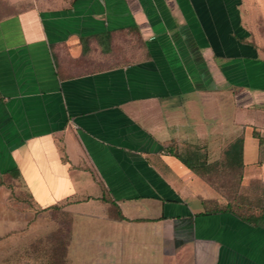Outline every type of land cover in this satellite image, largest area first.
Segmentation results:
<instances>
[{
    "label": "crops",
    "instance_id": "crops-1",
    "mask_svg": "<svg viewBox=\"0 0 264 264\" xmlns=\"http://www.w3.org/2000/svg\"><path fill=\"white\" fill-rule=\"evenodd\" d=\"M252 4L71 0L1 18L6 235L19 181L32 203L68 214L69 264H84L99 245L104 264H158L186 246L197 257L210 251L212 264H264V252L251 251L264 227L205 214L203 202L218 197L193 171L240 139L242 184H264V53L255 36L264 13ZM130 36L139 44L114 53L115 39Z\"/></svg>",
    "mask_w": 264,
    "mask_h": 264
},
{
    "label": "rangeland",
    "instance_id": "rangeland-1",
    "mask_svg": "<svg viewBox=\"0 0 264 264\" xmlns=\"http://www.w3.org/2000/svg\"><path fill=\"white\" fill-rule=\"evenodd\" d=\"M70 2L71 0H0V19L22 8L57 9L68 5ZM11 4H15V7H11ZM16 5L19 6L16 7ZM252 7L257 9L259 13H264V0H253ZM255 36L264 53L263 22H259L256 26ZM115 40L120 46L113 49L114 53L120 52L122 44L128 45L130 48L139 44L137 37L134 36L119 37ZM119 63L122 61L115 60V64ZM104 65H112V61L108 60L100 66ZM225 152L219 161L209 164L204 160L199 162L200 166L197 167L199 178L218 197L216 201H210L213 204H209L207 207L214 209L216 205L224 207L230 204L238 215L245 217L251 213L255 215L262 213L261 211L264 210V184L243 185L239 170L233 164L232 154ZM178 154L180 157L186 156ZM10 189L12 199L9 204L13 206L15 217L13 220H7L13 222L10 225L14 229H9L6 235V219L0 218V264H69L66 233L69 224L68 214L62 211L61 206L50 207V203L47 202L37 205L35 201L33 204L28 190L19 181L13 182ZM188 200L190 202L191 199L188 198ZM45 206L47 208L43 209ZM55 225L59 228L51 229ZM11 226L9 227L12 228ZM262 230L255 232V244L254 248L251 249L254 256L258 258H261L264 252V232ZM159 238H161V234H159ZM105 250V246L99 245L96 249L86 252L85 255H89L91 259L85 260L82 257L84 264H104L105 257L103 254L106 252ZM206 252V254L203 253L197 257L195 251L190 246H186L175 250L168 257L162 253L159 254V257L157 255V262L158 264H212L215 256L214 254L209 256L210 251Z\"/></svg>",
    "mask_w": 264,
    "mask_h": 264
},
{
    "label": "trees",
    "instance_id": "trees-1",
    "mask_svg": "<svg viewBox=\"0 0 264 264\" xmlns=\"http://www.w3.org/2000/svg\"><path fill=\"white\" fill-rule=\"evenodd\" d=\"M74 1V0H73ZM227 153H231L232 157H233V164L237 166L238 170H239V174L241 177V164H242V152H241V140L237 139L235 140L233 143H231L229 145V147L227 148L226 152ZM200 166V165H199ZM207 166V165H204ZM198 166L195 167V169H193V171L195 173H199L198 172ZM204 207H205V214H209V212H228V213H232L233 215L237 216L238 218H240L242 221L255 225V226H262L264 227V210H262V213H259L258 215L252 214L248 215V216H242V215H238V213L236 211L233 210L232 206L230 204L225 205L224 207L221 206H215V208L211 211L207 210V206L209 204H213V202L210 201H204L203 202ZM215 204V203H214ZM251 207V206H249Z\"/></svg>",
    "mask_w": 264,
    "mask_h": 264
}]
</instances>
